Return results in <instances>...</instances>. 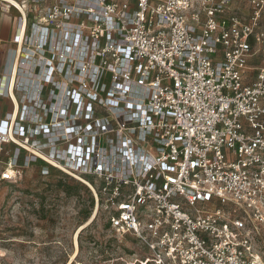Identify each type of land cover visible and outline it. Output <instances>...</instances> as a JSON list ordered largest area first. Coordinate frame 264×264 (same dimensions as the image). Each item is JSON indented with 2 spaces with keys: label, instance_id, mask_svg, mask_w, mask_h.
Wrapping results in <instances>:
<instances>
[{
  "label": "built area",
  "instance_id": "obj_1",
  "mask_svg": "<svg viewBox=\"0 0 264 264\" xmlns=\"http://www.w3.org/2000/svg\"><path fill=\"white\" fill-rule=\"evenodd\" d=\"M0 9V179L83 182L140 264H264V0Z\"/></svg>",
  "mask_w": 264,
  "mask_h": 264
},
{
  "label": "rangeland",
  "instance_id": "obj_2",
  "mask_svg": "<svg viewBox=\"0 0 264 264\" xmlns=\"http://www.w3.org/2000/svg\"><path fill=\"white\" fill-rule=\"evenodd\" d=\"M254 247L264 259V229ZM145 253L134 236L115 234L91 189L61 169L40 162L0 179V264H140Z\"/></svg>",
  "mask_w": 264,
  "mask_h": 264
},
{
  "label": "crops",
  "instance_id": "obj_3",
  "mask_svg": "<svg viewBox=\"0 0 264 264\" xmlns=\"http://www.w3.org/2000/svg\"><path fill=\"white\" fill-rule=\"evenodd\" d=\"M0 14L4 16L3 22H1V17H0V39L7 40V39H9L10 31H11V27H12L11 17L5 11H1ZM0 65H1V67H4L3 62H1ZM1 105L5 107L6 102H1Z\"/></svg>",
  "mask_w": 264,
  "mask_h": 264
},
{
  "label": "bare ground",
  "instance_id": "obj_4",
  "mask_svg": "<svg viewBox=\"0 0 264 264\" xmlns=\"http://www.w3.org/2000/svg\"><path fill=\"white\" fill-rule=\"evenodd\" d=\"M75 242H76V246H77V248H78V246H79V243H78V234L76 235V240H75ZM78 250V249H77ZM73 260V259H72Z\"/></svg>",
  "mask_w": 264,
  "mask_h": 264
},
{
  "label": "trees",
  "instance_id": "obj_5",
  "mask_svg": "<svg viewBox=\"0 0 264 264\" xmlns=\"http://www.w3.org/2000/svg\"><path fill=\"white\" fill-rule=\"evenodd\" d=\"M70 264H73V263H70Z\"/></svg>",
  "mask_w": 264,
  "mask_h": 264
}]
</instances>
